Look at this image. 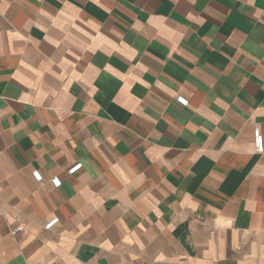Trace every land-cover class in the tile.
Listing matches in <instances>:
<instances>
[{"label":"crops","instance_id":"0c3cea01","mask_svg":"<svg viewBox=\"0 0 264 264\" xmlns=\"http://www.w3.org/2000/svg\"><path fill=\"white\" fill-rule=\"evenodd\" d=\"M255 128L264 0H0V264H264Z\"/></svg>","mask_w":264,"mask_h":264},{"label":"built area","instance_id":"2783aa9c","mask_svg":"<svg viewBox=\"0 0 264 264\" xmlns=\"http://www.w3.org/2000/svg\"><path fill=\"white\" fill-rule=\"evenodd\" d=\"M253 137V147L256 153L258 154H263L264 150V140L263 137L261 136L260 130L258 128H255L252 133ZM79 165H76L73 169H71L69 172H74L75 169H77ZM52 223L48 224L47 227H50ZM23 232L22 226H18L14 228V230L11 232V235L14 236L18 233Z\"/></svg>","mask_w":264,"mask_h":264}]
</instances>
